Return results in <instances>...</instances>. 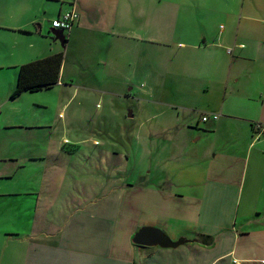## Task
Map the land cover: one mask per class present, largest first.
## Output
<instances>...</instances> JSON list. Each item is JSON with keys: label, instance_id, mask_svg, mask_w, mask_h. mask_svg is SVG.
I'll return each mask as SVG.
<instances>
[{"label": "crops", "instance_id": "crops-1", "mask_svg": "<svg viewBox=\"0 0 264 264\" xmlns=\"http://www.w3.org/2000/svg\"><path fill=\"white\" fill-rule=\"evenodd\" d=\"M61 52L56 84L11 97L23 64ZM153 105L176 120L135 119ZM254 122L264 0H0V264H264ZM101 145L81 183L75 154ZM147 227L173 244H137Z\"/></svg>", "mask_w": 264, "mask_h": 264}, {"label": "rangeland", "instance_id": "rangeland-1", "mask_svg": "<svg viewBox=\"0 0 264 264\" xmlns=\"http://www.w3.org/2000/svg\"><path fill=\"white\" fill-rule=\"evenodd\" d=\"M56 9H57V4L55 2H50L49 6H48V11H55ZM139 101L140 100L136 99L135 97L125 98L126 106L129 105L130 107H132L135 104L137 106H139V104H138V103H140ZM141 105L146 106L147 104L142 103ZM160 112H161L160 105H159V108L153 105L152 108L148 107L141 114H139V111H137L135 119L137 121H142V122L152 121L154 126L156 124H159V123H170V122H174L176 120L177 112L171 111V110L167 111L166 114H160ZM146 127H148V124H146ZM147 130H148V132H150L152 129L146 128L142 131V134L146 135L148 133ZM180 132H182V130ZM184 137H186V132L184 134ZM180 143H181L180 144L181 147H184L183 142H180ZM104 149H106V145L93 146L91 149H89L88 152L84 151V152H80V153L75 154L76 160L73 164L74 165L73 171H75V170L79 171L78 179H80L81 183L91 184V183H96V181L99 180L100 173H98V172H101L100 167L102 165V162L100 160V155ZM113 150L118 151V149H111V151H113ZM85 154H87V155H85ZM149 156L150 155H148V157ZM144 164H147V162H144ZM88 167L91 170L95 169L97 172H94V174L92 175L91 172L86 171L88 169ZM85 172L88 173V176L85 175ZM135 179L136 178H133V177L127 178V182L128 183H134ZM96 189H97L96 191H98V188H96Z\"/></svg>", "mask_w": 264, "mask_h": 264}, {"label": "trees", "instance_id": "trees-1", "mask_svg": "<svg viewBox=\"0 0 264 264\" xmlns=\"http://www.w3.org/2000/svg\"><path fill=\"white\" fill-rule=\"evenodd\" d=\"M63 53L25 63L20 68L19 80L11 94L17 97L24 91L49 88L58 82ZM66 149H70L67 145Z\"/></svg>", "mask_w": 264, "mask_h": 264}, {"label": "built area", "instance_id": "built-area-1", "mask_svg": "<svg viewBox=\"0 0 264 264\" xmlns=\"http://www.w3.org/2000/svg\"><path fill=\"white\" fill-rule=\"evenodd\" d=\"M79 13L76 9L72 8L68 11L62 12L55 19L52 20V28L66 30L74 26V24L79 20ZM213 117L214 119L218 118V115H203L202 120L206 121L209 118ZM254 129L261 133L264 132V123L254 122Z\"/></svg>", "mask_w": 264, "mask_h": 264}, {"label": "water", "instance_id": "water-1", "mask_svg": "<svg viewBox=\"0 0 264 264\" xmlns=\"http://www.w3.org/2000/svg\"><path fill=\"white\" fill-rule=\"evenodd\" d=\"M53 30L55 28H52ZM135 242L139 245H151L153 243H159L161 245H172V241L162 231L156 228H143L136 235Z\"/></svg>", "mask_w": 264, "mask_h": 264}]
</instances>
